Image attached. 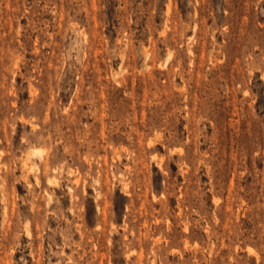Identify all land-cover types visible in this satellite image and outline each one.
I'll use <instances>...</instances> for the list:
<instances>
[{
  "label": "rangeland",
  "instance_id": "1",
  "mask_svg": "<svg viewBox=\"0 0 264 264\" xmlns=\"http://www.w3.org/2000/svg\"><path fill=\"white\" fill-rule=\"evenodd\" d=\"M0 264H264V0H0Z\"/></svg>",
  "mask_w": 264,
  "mask_h": 264
},
{
  "label": "bare ground",
  "instance_id": "2",
  "mask_svg": "<svg viewBox=\"0 0 264 264\" xmlns=\"http://www.w3.org/2000/svg\"><path fill=\"white\" fill-rule=\"evenodd\" d=\"M38 153V152H37ZM39 154V153H38Z\"/></svg>",
  "mask_w": 264,
  "mask_h": 264
}]
</instances>
